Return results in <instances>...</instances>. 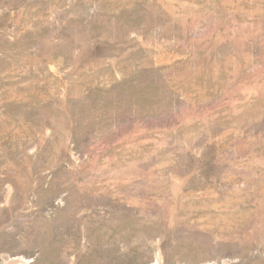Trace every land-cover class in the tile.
Wrapping results in <instances>:
<instances>
[{
    "label": "rangeland",
    "instance_id": "374dc122",
    "mask_svg": "<svg viewBox=\"0 0 264 264\" xmlns=\"http://www.w3.org/2000/svg\"><path fill=\"white\" fill-rule=\"evenodd\" d=\"M0 264H264V0H0Z\"/></svg>",
    "mask_w": 264,
    "mask_h": 264
}]
</instances>
